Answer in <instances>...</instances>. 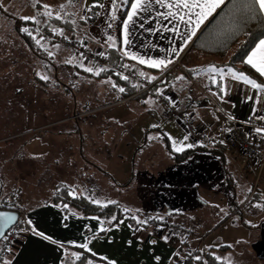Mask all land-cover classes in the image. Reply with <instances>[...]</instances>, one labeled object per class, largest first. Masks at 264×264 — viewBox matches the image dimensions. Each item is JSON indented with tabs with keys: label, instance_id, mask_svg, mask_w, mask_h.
I'll list each match as a JSON object with an SVG mask.
<instances>
[{
	"label": "crops",
	"instance_id": "0c3cea01",
	"mask_svg": "<svg viewBox=\"0 0 264 264\" xmlns=\"http://www.w3.org/2000/svg\"><path fill=\"white\" fill-rule=\"evenodd\" d=\"M103 1L82 0L81 8H76L74 12L67 8L68 2L65 4L64 2L60 3V5L55 4L54 10L49 8L43 10V12L51 10V16L42 15V10L41 12L38 11L40 5H33L26 9H28V17H36L37 21L43 20L44 31H49L48 27L51 26L49 18L72 16L76 22L74 23L75 28L78 27L80 22L84 23L83 25L79 24L81 27L77 28L78 32L76 34L73 33L74 37L83 38L87 46L89 45L88 47L116 48L123 60L122 63L127 67L131 61L140 65L139 62L123 55V24L119 27L118 48L116 46L108 47L105 44L106 40H101L100 44H97L100 39L99 35L95 32L88 37L85 32L88 26L87 20L91 16L88 9L94 4H102ZM226 1L223 0L220 7ZM1 3L9 5L13 3V0H2ZM48 6L50 7V5ZM220 7L200 25L196 35L188 42L191 49H193L192 43L195 38L204 28L202 26L208 23ZM127 10H130V5ZM164 11V8L152 4L150 11L142 12L139 16L157 15V12ZM37 12H39L38 15ZM40 15H42V19L37 17ZM82 17L84 18L82 19ZM129 28L130 32L133 31L132 25ZM169 33L168 38L165 40L170 44L171 41L175 40V37L173 33ZM128 39H130L129 36ZM261 39H264V37ZM261 39L248 52L246 58ZM46 41L49 42L46 39L40 42L46 44L45 51L55 56L58 61H65L62 62L64 64H72L73 67L81 71L93 67L89 61L84 59L78 61L79 58H77L73 49L72 51L69 47L56 44L53 41L52 44H48ZM92 42H94L93 46L91 45ZM204 55L209 56V59L204 63L182 65L183 70L182 68L175 69L172 74H169L170 76L164 85L148 93L130 98L131 100L136 99L139 105L142 104V108L145 109L144 112L147 114L154 112L156 115L162 116L164 122L161 121L162 124H157V126L161 127L159 133H162L164 139H167L171 151L174 153L188 152L185 156H181V160L178 161L179 158L173 157L165 145L167 157L172 160L173 164L171 163V166L173 168L163 173V176H167V179L157 178L154 183L157 191L175 193L177 202L165 205L167 209L165 215H168L169 219H174V221L168 218L156 220L154 217L133 220L130 215H125L117 223L110 224V220L95 214L84 213L78 204L71 202L75 198L87 197L82 194L80 187L76 189V183H80L81 172L77 173L76 170H73L70 173L69 170L63 167L48 170L47 165H40L39 170H36L34 175L42 176L45 179L49 177L47 182L45 180L47 186L41 190L39 189L40 191L37 190L34 194H32L33 191H24V204H21V197L16 194V192L21 193L22 190L19 187L17 190H9L6 184H3L0 176V208L18 209L23 215L19 243L11 252L0 257V264H110V262L111 264H178L181 256L189 252L193 255L191 264H264V215L259 213L255 215L250 210H244L247 203L253 200L264 211V177L261 180L262 186L259 185L256 189L257 194L251 196L249 191L254 186L255 166L251 164L246 155L230 149L226 140L227 133L237 122H244L249 117L264 116V93L258 92V90L242 82L232 80L230 76H226L221 81L220 76L215 75L214 82L212 79L214 74L206 71L209 66L214 65L222 69L231 67L238 72L240 71L236 67L227 64L229 57L221 61L217 57H222ZM141 65L144 67V64ZM133 69L135 68H130L134 72ZM150 70L154 69L151 68ZM69 71L67 69L63 73L56 74L57 78H60L58 80L62 81L64 89L66 88L65 82L76 77V74ZM87 74L90 79L102 78L96 72ZM147 74H152V72L148 71ZM180 77L182 79H178ZM262 77L263 82L258 84H264V76ZM102 79H104L105 88L108 90L107 93L110 97H113L114 92L122 96L127 90L126 85L117 80L115 76L103 77ZM221 85L225 87L226 95L221 92ZM120 88H123L124 91H120ZM162 96L166 97V101L161 102L160 97ZM175 100L179 102L178 110L191 114L195 125L201 129L202 138L199 143L192 140V137L184 130L176 116L166 114L169 103ZM118 101L120 99L116 98V101L113 102ZM127 102L128 100L121 103ZM108 110L106 109V112ZM134 111V106H131V109L128 108L127 122L124 123L125 121L122 120L124 118L118 120V122L120 121L123 126L136 123L139 127V121L134 120L136 116L133 115V118L130 116ZM111 118L112 116L107 120L112 121ZM171 120L177 126L178 134H170L164 129L173 124ZM157 129L159 130V128ZM141 133L144 134V131ZM185 136L188 137L187 140H184ZM174 143L177 146L187 144L194 146L191 148L184 147L183 151H175ZM138 154L135 153L131 159L136 160ZM111 156L112 154L109 158ZM193 156L204 158L205 169H208L210 160L216 165L229 169L227 172L228 177L235 176L237 182L245 184V187H241V190L247 191L249 196L247 195L240 202L233 200L231 196L229 197L226 194L227 187L215 183V179L216 181L219 179L218 168L216 170L208 169L209 173L211 172L214 175L212 180H203L200 175H196L195 178L192 177V164L178 165L176 163V161L183 163L185 162L183 158L189 159ZM200 163L203 166V162ZM132 167L129 169V165L128 168L119 165V172L109 174L113 178L114 184H117L116 189L118 191H133L130 187L135 182L139 185L136 179L139 171L134 163ZM202 171L198 170L196 173L201 174ZM2 173L6 176L5 171ZM209 173L203 175L208 176ZM101 174L107 177L105 173ZM159 176H162V174H159ZM231 183L233 187L239 185L234 184L233 180H231ZM194 191L200 193L197 198L195 197V201L192 197ZM70 192L75 193V198L69 195ZM13 193L15 194L13 195ZM181 193H184V196ZM32 196H39L41 200L39 199L34 203ZM192 210L200 211L201 220L199 222L193 218ZM239 215L240 219H238ZM137 220H147V223L138 224ZM163 220L178 226L179 230H164L160 226V222ZM101 228L104 231H101ZM236 234L241 236L235 237ZM242 236L245 240H242ZM240 241H246L249 244L245 248L242 246L234 248L230 244V242L239 243ZM83 244H87V249L79 246ZM196 257L200 259H196Z\"/></svg>",
	"mask_w": 264,
	"mask_h": 264
},
{
	"label": "rangeland",
	"instance_id": "374dc122",
	"mask_svg": "<svg viewBox=\"0 0 264 264\" xmlns=\"http://www.w3.org/2000/svg\"><path fill=\"white\" fill-rule=\"evenodd\" d=\"M63 2L64 4L68 2L67 8L71 12H74L76 8L80 9L82 4V0H13V3L9 5H3L11 17L0 14V176L2 182L9 190H17L19 187L22 191L21 193L16 192V194L21 197V204H24V191H33L32 194H34L37 190L40 191L47 186L45 180L47 182L49 177L45 179L42 176L34 175L40 165H47L48 170L63 167L70 173L73 170H76L77 173L81 172L80 183H76V189L80 187L82 194L90 196L92 201H99L100 205L113 201L122 207V211L128 209L127 215L135 216L137 219L147 217H154L156 220L169 219L170 217L165 215L167 212L165 205L177 202L175 193L157 191L154 186L157 178L167 179L163 173L173 168L171 166L173 162L167 157L168 154L164 147V135L159 133L161 127L157 126L164 122L162 116L156 115L154 112L147 114L144 112L142 104L139 105L136 99L131 100L129 97L118 95L117 92H114L113 97H110L102 76L101 79H90L87 74L89 71L86 73L75 67H67L62 63L65 61L61 62L55 56H50L45 51L47 46L44 42L37 43L35 41L29 45L16 34L14 19L28 17L26 8L41 3L38 6V11L42 10L41 13L45 15L43 3L50 5L49 9L54 10L55 4L60 5ZM111 2L112 0H104L102 3L104 7H91V11H89L91 16L87 20L88 26L85 32L88 37L91 36V33L96 32L100 37L97 44H100L101 40H106L105 44L108 47V37L111 36L115 42L113 47L118 48L119 27L123 24L128 10L125 8L126 3L120 1V7L116 12L117 18L112 20L109 15ZM42 21H38L39 26L43 23ZM166 23L157 15L138 16L131 24L133 31L128 35L130 44L127 45V51L145 59L149 57L165 58L166 50L173 47L174 43H180L178 38H175L170 44L165 40L170 34L162 27ZM109 24L112 26L109 27ZM53 25L58 27L59 24L55 22ZM149 29H159V31L154 32ZM181 30H184V26H181ZM85 44L87 48L89 45L87 46L86 41ZM91 45L93 46L94 42ZM123 47L125 48V45ZM69 49L72 50L70 47ZM88 49L95 52L101 48L88 47ZM230 55L231 50L224 57H217V59L224 61ZM207 59L209 56L197 53L188 44L183 48L180 56L174 58L176 62L169 64L167 69L174 65L169 72L172 74L177 68L183 70L182 65L202 64ZM84 60L91 63V60ZM86 63L89 65L88 62ZM142 66L132 61L128 64V68L134 67V72L138 74L161 71L158 68L150 70L151 68L148 67L146 70L145 66L147 65ZM67 69L76 74V77L67 80L64 89L62 81L58 80L60 78H57L56 74L63 73ZM90 74L92 73L90 72ZM41 76H46L47 79H41ZM116 98L120 101L113 102L116 101ZM123 100H128V102L122 104ZM131 106H134L135 111L130 116L131 118L133 115L136 116L134 120L139 121V127L136 123L123 126L120 121L118 122L122 118H124L122 119L125 121L124 123L127 122L128 108L131 109ZM106 109L109 110L106 112ZM110 116H112V121L107 120ZM171 122L173 124L164 129L170 134H178L177 126L172 120ZM142 131L144 134L141 133ZM135 153L139 154L133 161L131 158ZM111 154L112 156L109 158ZM187 159L183 158L185 161L183 163L177 161L176 163L178 165L192 164L191 175L193 178L200 175L203 180H212L214 175L209 173L208 169L216 170L218 168L219 179L218 181L215 179V183L227 187L226 194L233 200L240 202L247 197V191L241 190L245 184L237 182L235 176L229 178L227 173L229 169L216 165L211 160L208 163V169H205L204 158L200 156ZM180 160L178 159V161ZM201 161L203 166H201ZM133 163L139 171L137 172L139 175L136 176L139 185L135 182L130 187L133 191H118L117 184H114L113 178L109 174L119 172V165L127 168L129 165V169H131ZM174 166L179 168L177 165ZM198 170L203 171L199 174L196 173ZM256 170L254 183L258 181V186H262L264 167L261 170ZM3 171L6 172V176L3 175ZM101 173H105L107 177ZM158 173L162 176H159ZM207 173H209L208 176L203 175ZM231 180L234 181V184L239 185L233 187ZM250 190L251 194L252 189ZM181 194L184 196V193ZM192 194L195 201L200 193L194 191ZM32 199L36 203L40 198L32 196ZM244 210H250L255 215L258 213L264 215L262 207L253 200L247 203ZM191 213L195 220L198 222L201 220L199 210H192ZM238 219H240V215ZM169 220L174 221V219ZM238 236L241 235H235V237ZM244 236H242V240H245ZM230 244L234 248L240 246L245 248L249 243L240 241L239 243L230 242Z\"/></svg>",
	"mask_w": 264,
	"mask_h": 264
},
{
	"label": "trees",
	"instance_id": "16d2710c",
	"mask_svg": "<svg viewBox=\"0 0 264 264\" xmlns=\"http://www.w3.org/2000/svg\"><path fill=\"white\" fill-rule=\"evenodd\" d=\"M1 1L2 0H0V14H5L6 16H10L11 14L5 11ZM120 1L122 2V0H118V2ZM130 3L131 0H129V2L126 3L125 5L126 9L130 5ZM250 3L251 0H227L222 5V7H220L218 11L210 18L208 23L204 26V28L195 38L194 42L192 43V48L203 54H207L211 56H219V57H223L227 55V53L231 50V55L229 56L227 64L236 67L240 72L245 73L249 78L255 80L257 83H261L263 82V77L260 76L259 73L256 72L250 65H246L243 63V61L246 58V55L254 47L256 42L262 37H264V17H260L259 14L257 13L258 18L255 19L251 18V13H249L246 8V5H249ZM36 5H40V4L38 3ZM42 15L37 17L39 19H42ZM14 20H15L16 34L25 43H28L30 45V43L32 42L35 41L40 42L41 40H43L41 39L40 33L37 30V26H39L38 23H34L31 20H25L19 17L15 18ZM48 20L51 25L50 27H48L49 31L53 29L55 30L57 29L62 33L71 34L72 36H74L73 33L76 34L78 32L77 28L81 27L79 24L81 25L84 24L83 22H80L78 24V27L75 28L74 23L76 22L74 21L72 16H65L62 18L59 17V19H57V17H51ZM55 22L59 24L58 27L57 26L55 27L53 25V23ZM42 27H44L43 24ZM25 29L27 31H25ZM76 38L78 37L76 36ZM50 41L51 40H49V42L48 41L46 42L48 44H52L53 42ZM78 42L79 39L77 41V44ZM75 53L77 55V58H79L78 61H83L84 59L83 55L76 51ZM122 62L123 60L120 58L117 49L108 48L107 63L110 67L98 68L95 62H91L93 66L92 72H96L97 70L102 69V71H99V77L115 76L117 80H119L120 82L126 85L127 90L122 96L129 98L137 97L138 95H135L136 88L132 84V82L129 80L122 79L121 76L114 73V70L111 68V67H120L121 65H123ZM66 65L69 66L70 68L73 67L72 64L67 63ZM169 76L170 75H168L166 81L168 80ZM155 88L158 87H154L150 91L155 90ZM165 145L167 150L175 158L178 157L180 159L181 156H185L188 153L186 151H183L181 153H174L169 149V144L167 142V139H165ZM256 192L257 190H255L251 194V196L257 194ZM71 202L78 204V206L81 207L84 213L95 214L104 219L110 220L111 221L110 224L117 223L122 217L127 215V212L122 211L121 210L122 207H119V204L117 202L100 205L93 203L91 198L89 197L75 198ZM113 216L116 217L115 220L112 219Z\"/></svg>",
	"mask_w": 264,
	"mask_h": 264
},
{
	"label": "snow or ice",
	"instance_id": "6c2138e0",
	"mask_svg": "<svg viewBox=\"0 0 264 264\" xmlns=\"http://www.w3.org/2000/svg\"><path fill=\"white\" fill-rule=\"evenodd\" d=\"M122 2L127 3L129 0H122ZM223 3V0H131L130 10L127 11L126 17L123 20V44L125 48L122 49L123 55L137 60L140 64H145L150 68H158L161 71L167 69L168 65L174 62V59H169L168 57L178 58L180 53L183 51V48L187 46L188 42L191 40L193 36L196 35L197 30L200 28V25L204 23V21L212 15V13L220 7ZM158 5L160 8H164V12H157V16L160 17L163 21H166V24H163L162 27L171 33H173L175 38H178L180 43H174V46L170 49H167V56L165 58H147L137 56L129 51H127V45L130 44V40L128 39V35L130 32L129 26L134 23L136 18L142 13L150 11L151 5ZM43 7L47 10L49 8L48 5H43ZM92 7H104L102 4H94ZM120 7V3L118 0H112L111 2V10L109 12L110 18L112 20H116V12ZM247 11L251 13V18H258L257 13L260 17H264V0H251L249 5H246ZM91 11V8L88 9ZM47 16H51L52 13L50 11H46L44 13ZM25 20H31L34 23H38L36 17H24ZM59 19V16H57ZM147 19V18H145ZM169 25H171L169 27ZM112 25L109 24V27ZM181 26H184V30H181ZM143 27V24H141ZM25 31H27L25 29ZM56 30H54L55 32ZM149 31L158 32L159 29H149ZM63 35L62 32L56 33ZM109 47L114 46V41L111 36L108 37ZM39 43V41H37ZM163 50V49H162ZM51 56L52 54L49 53ZM98 55H104V53H98ZM244 64L250 65L256 72L259 73L260 76H264V39H261L255 48L251 51V53L247 56V58L243 61ZM126 67V66H125ZM85 71L92 72V68H85ZM97 70L96 74H99ZM206 71L214 74L212 76L213 81L215 82V75H219L221 81L225 79L226 76H230L232 80L242 82L243 84L251 86V88L258 90V92L264 93V84H258L255 80L249 78L245 73L238 72L231 67L226 69L217 68L212 65L209 66ZM140 75L143 77L144 73L141 72ZM122 79L127 80L128 77L122 76ZM41 79H47L46 76H41ZM155 79V77H148L149 82ZM182 79V77L178 78ZM221 87V92L225 95L227 94L226 89L223 85ZM120 91H124L123 88L119 89ZM223 98V97H221ZM231 118V117H230ZM256 118L264 120V116H257ZM155 127V126H154ZM258 134L264 135V127H258L255 129ZM188 137L185 136L184 140H187ZM194 145L187 144L183 146H177L174 143L175 151H183L184 147L191 148ZM69 195L75 198V193L70 192ZM93 203L99 204V201H92ZM108 203H115L113 201H109ZM67 207V205H65ZM125 212L129 211L128 209H124ZM0 219L3 220L5 224L11 223L14 220V217L11 215H2ZM113 220L116 219L115 216L112 217ZM132 219H137L135 216ZM162 219V218H161ZM30 223V221H29ZM138 224H146L147 220L140 221L137 220ZM101 231H104L101 228ZM5 239L7 237H4ZM47 239V237H45ZM166 239V238H165ZM82 248L87 249V244L79 245ZM79 258V257H77ZM196 259H200L196 257ZM219 259V258H218ZM111 264V262H110Z\"/></svg>",
	"mask_w": 264,
	"mask_h": 264
},
{
	"label": "built area",
	"instance_id": "2783aa9c",
	"mask_svg": "<svg viewBox=\"0 0 264 264\" xmlns=\"http://www.w3.org/2000/svg\"><path fill=\"white\" fill-rule=\"evenodd\" d=\"M37 30L40 33L41 39L51 40L56 44L65 45L74 49V51L83 55L84 59L91 60L95 62L99 68L110 67L107 63V48H101L95 52L86 48V44L83 38H76L71 34L63 33V35L56 34L60 31L55 29L50 31H44L43 27L37 26ZM79 42L77 44V41ZM98 53H104V55H98ZM126 65H121L120 67H111L114 70V73L122 76L128 77L127 80L131 81L136 88L135 95H142L150 91L154 87L162 86L172 70V65L170 68L165 69L160 72H155L152 74H145L142 77L140 74L133 72ZM148 77H155V79L149 82ZM161 102L166 101V97H160ZM124 102L126 100H123ZM179 102L177 100L169 103L166 114L169 116H176L177 120L182 124L184 130L190 134L192 140L196 143H199L202 138L201 129L195 125L194 118L191 114L186 111H179ZM258 127H264V120L258 119L256 117H249L244 122H237L232 129L227 133L226 140L230 149L237 150L238 152L246 155L255 170H261L264 167V135L258 134L255 129ZM257 172V170H256ZM258 181L254 183L252 188V193L258 187ZM251 193V194H252ZM19 212V218L15 225L9 228L6 231L2 239L0 240V257L8 254L16 247L19 243L20 234L22 231L21 223L23 222V215L18 209H15ZM160 226L164 229L179 230V227L172 225L168 221H161ZM188 235V234H186ZM4 237H7L6 239ZM192 253H186L178 261V264H191Z\"/></svg>",
	"mask_w": 264,
	"mask_h": 264
},
{
	"label": "water",
	"instance_id": "95a60500",
	"mask_svg": "<svg viewBox=\"0 0 264 264\" xmlns=\"http://www.w3.org/2000/svg\"><path fill=\"white\" fill-rule=\"evenodd\" d=\"M2 215H11L12 217H14V220L11 223L5 224L3 220L0 219V240L2 239L6 231L17 223L19 218V212L14 209L0 208V216Z\"/></svg>",
	"mask_w": 264,
	"mask_h": 264
}]
</instances>
